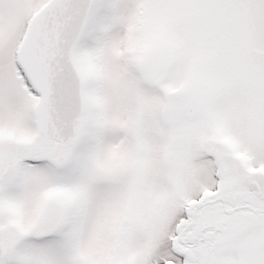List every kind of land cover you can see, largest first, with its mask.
<instances>
[{
    "label": "snow or ice",
    "instance_id": "1",
    "mask_svg": "<svg viewBox=\"0 0 264 264\" xmlns=\"http://www.w3.org/2000/svg\"><path fill=\"white\" fill-rule=\"evenodd\" d=\"M0 264H264V0H0Z\"/></svg>",
    "mask_w": 264,
    "mask_h": 264
}]
</instances>
